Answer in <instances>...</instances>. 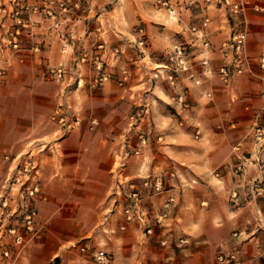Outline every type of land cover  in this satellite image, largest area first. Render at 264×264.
<instances>
[{
    "label": "crops",
    "instance_id": "0c3cea01",
    "mask_svg": "<svg viewBox=\"0 0 264 264\" xmlns=\"http://www.w3.org/2000/svg\"><path fill=\"white\" fill-rule=\"evenodd\" d=\"M170 1L179 6L182 0ZM50 6L52 16L44 5L30 15L31 29L22 28L18 35L20 48L5 42L16 26L0 11V66L6 68L0 84V176L7 163L4 155L16 154L31 142L48 141L37 152V235L12 248L9 261L44 264L79 238L125 239L132 229L145 233V223L139 218L126 221L121 206L131 180L159 176L163 189L144 199L158 236L174 234L178 239L183 231L193 230L201 248L219 247L221 253L234 249L240 264H254L264 253V226L241 218L244 204L251 201L247 198L264 180L253 161L251 136L264 105V82L247 73L224 81L217 73L230 55L224 42L239 16L218 2L194 4L176 18L154 0H81L79 8L69 11L57 2ZM247 17L248 52L254 68L264 73L258 63L264 51V0H249ZM191 22L202 26L211 40L209 64H200L199 44L190 46L189 69L173 87L159 72L173 44L190 40ZM139 27L144 47L136 42ZM95 58L110 76L91 87L88 82L98 73ZM60 65L62 77L55 72ZM178 90L190 101L185 111L171 100ZM144 99L150 104L143 112V126L151 124L152 134L135 153L138 130L130 122L133 106ZM61 100L77 122L57 137L58 123L51 114ZM181 116L183 124L178 122ZM195 120L202 122L199 137L191 126ZM238 142L248 156L244 171L236 169ZM170 195L174 201L166 208ZM0 264L7 260L0 258Z\"/></svg>",
    "mask_w": 264,
    "mask_h": 264
},
{
    "label": "built area",
    "instance_id": "2783aa9c",
    "mask_svg": "<svg viewBox=\"0 0 264 264\" xmlns=\"http://www.w3.org/2000/svg\"><path fill=\"white\" fill-rule=\"evenodd\" d=\"M44 11L48 15H54V10L50 4L57 2L64 11L79 8L81 0H45ZM218 2L226 5L230 11L239 16L240 21L233 27L230 38L225 40L224 44L228 46L230 55L227 60L218 66L217 73L221 79L228 81L233 74L247 73L262 82H264V73L254 68V58L249 54L247 48L249 20L247 17V9L249 0H182L179 6L174 5L170 0H154V4L158 8H165L170 17H177L181 9L189 8L194 4L207 5ZM40 2L30 3L28 0H0V11L9 14L16 26L14 31L5 38L13 48H20L19 33L22 28L31 29V14L37 12L43 6ZM205 19H208L206 16ZM141 36L137 39V44L141 47L145 46V36L143 28H138ZM191 31L190 40L187 42H175L168 54L167 61L163 65L164 69L159 72L167 82L176 87L179 83L180 75L183 70L189 69V47L199 44L201 46L200 64L207 67L209 64V51L211 50V40L204 28L195 22L189 24ZM31 31V30H29ZM1 42V40H0ZM66 41L64 45H67ZM34 47L38 44L34 43ZM118 47L114 48L117 52ZM260 67L264 68V51L258 56ZM94 66L98 69V73L91 78V86H95L98 82L108 79L110 73L104 69L101 59L95 58ZM63 67L60 65L55 72L58 76L63 75ZM3 74V67L0 66V79ZM81 78L78 77V83ZM196 83L200 82V77L194 79ZM264 93V92H262ZM145 100V99H144ZM171 100L179 110H187L190 102L185 96L183 90H178L171 95ZM141 111V109H140ZM139 111V112H140ZM52 118L58 123L57 130L54 134L59 137L61 134L70 130L77 122V118L68 110V106L60 101L54 108ZM94 121V120H92ZM180 124L184 123L183 116L178 118ZM132 123V121H131ZM193 134L199 137L202 134L201 120H195L192 124ZM251 136L255 143L254 162L260 176L264 177V105L254 120ZM148 135L145 130L139 132V141L135 153H140L142 147L147 144ZM47 140H39L38 144L30 143L26 148L20 150L11 156L6 155L8 159V167L6 175L0 184V258L6 259L7 264H12L10 260L12 248L19 247L32 240L37 235L36 216L37 207L35 205V195L38 192L39 185V158L37 152L42 150ZM237 152L238 163L236 169L244 171L246 169V161L248 156L240 151V142L234 145ZM129 189L126 192V202L121 206L125 216V220L139 218L145 223V230L152 231L146 208L143 201L153 192H159L163 189V181L159 176H146L137 183L131 180L128 184ZM174 201V196L170 195L165 200L164 205L170 206ZM162 243H166V238L161 239ZM95 257L99 261H107V253L104 249H98ZM219 259L229 262L240 263L235 259L233 252L219 254Z\"/></svg>",
    "mask_w": 264,
    "mask_h": 264
},
{
    "label": "rangeland",
    "instance_id": "374dc122",
    "mask_svg": "<svg viewBox=\"0 0 264 264\" xmlns=\"http://www.w3.org/2000/svg\"><path fill=\"white\" fill-rule=\"evenodd\" d=\"M5 75L6 68L3 67L0 84L5 79ZM90 81L91 78L88 82L89 86H91ZM61 101L64 102L63 100ZM48 103L53 104L54 102H42L41 105L44 104L46 106ZM64 104L66 103L64 102ZM149 104L150 101L146 104L144 100L136 104V106H133L132 114H134V116L132 115V123L130 122V126L138 130V141L139 132L145 130L146 135H148L147 143L149 135L152 134V125L148 124L146 128L143 126L145 118L143 112H146V108ZM57 105L58 103L55 107ZM70 108L69 106L68 110L75 116L73 110ZM136 110H138V112H136ZM141 120H143L142 123L140 122ZM6 155L11 156L10 154ZM6 155H4V159L7 163L4 165V169L1 173L0 184L6 175L9 163ZM137 183H139V181H137ZM248 199H251V201L244 204L246 209H244L245 212L241 219L246 220L248 223L258 222V224L264 226V180H261L258 184L256 194L251 195L247 200ZM171 205L172 204H170V206ZM143 206L145 207L144 201ZM170 206L165 207L169 208ZM146 212L148 215L147 209ZM148 218L149 221L147 223L152 226V231L150 232L143 230L145 231L144 233L141 230L132 229L127 233L125 239H114L106 235H98V238L94 237L90 240L86 237L79 238L63 246L57 255L53 256L49 262H45L44 264H240L233 260L226 262L225 260L219 259V254H222L219 247L213 248L208 246L201 248L195 243L192 233L193 230H190V233L186 230L183 231V234L179 235L178 239L174 234L158 236L153 219L150 218L149 215ZM233 230L234 229H232V231ZM186 236L189 237L187 240L185 239ZM162 238H166V243L161 242ZM262 238H264V234H262ZM98 249H104L106 251L108 256L107 261L101 262L96 259L95 252ZM229 252H233L235 254V259L240 262V260L237 259L234 249ZM254 264H264V253H260L259 256L256 257Z\"/></svg>",
    "mask_w": 264,
    "mask_h": 264
}]
</instances>
